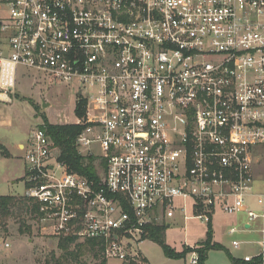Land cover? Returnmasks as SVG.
Wrapping results in <instances>:
<instances>
[{"label":"built area","instance_id":"obj_1","mask_svg":"<svg viewBox=\"0 0 264 264\" xmlns=\"http://www.w3.org/2000/svg\"><path fill=\"white\" fill-rule=\"evenodd\" d=\"M0 96L19 68L76 89V146L96 178L71 171L35 128L24 146L30 186L57 237L97 242L137 261L150 224L212 226L236 259L264 264V0H6ZM254 200V207L248 202ZM0 244H10L0 238ZM185 246L195 248L185 243ZM250 246L253 247L250 248ZM199 255L191 253L190 264Z\"/></svg>","mask_w":264,"mask_h":264},{"label":"rangeland","instance_id":"obj_2","mask_svg":"<svg viewBox=\"0 0 264 264\" xmlns=\"http://www.w3.org/2000/svg\"><path fill=\"white\" fill-rule=\"evenodd\" d=\"M5 1L0 0V6ZM2 8L3 10L0 9V18L5 15V7ZM10 95L13 100L12 104L0 103V108L4 113L3 117L10 120L8 124L0 125V135L4 138L5 144L12 154L11 158H0V194L22 196L26 195V186L28 188L30 186L29 171L24 177L25 183L20 180L16 181V184H12V181L16 179L14 176H20L24 163L25 153L18 149V143H26L33 128L42 127L43 120L40 115H46L49 122L53 124L75 123L78 118L76 114L77 92L76 89L66 84L45 79L34 70L19 68L16 86ZM31 102L38 106V111ZM54 152L57 156V151ZM258 158L260 161L257 165V173L264 174V149L260 150ZM263 190V178L258 177L255 191L261 193ZM248 204L251 207L255 206L253 199ZM244 221L245 216L243 215L229 216L221 212L217 213L213 223V242H220L225 246V250H211L206 264H233L227 251L237 257H243L246 252L251 251L246 246H243L241 250H236L232 247L231 241L233 239H254L255 235L238 234L230 237L226 234L228 225H241ZM169 222L172 224L165 229V239L177 252L184 249L185 243L193 245L197 249L207 238L208 226L201 221H182L175 218ZM53 224L54 221L51 219H37L31 215L30 211L15 208L5 225H0V238L10 244L9 247L0 244V264H102L104 259L106 264H146L144 259H147L150 264H190L193 252H189L180 259L168 258L159 244L144 239L135 245L139 252L137 261L108 259L103 251L96 253L78 251L77 255H72L70 253L74 251L75 244L71 245L69 252L62 250L59 247L61 237H57L52 232ZM78 242L84 241L76 240L75 243ZM250 248L253 249L252 246Z\"/></svg>","mask_w":264,"mask_h":264},{"label":"trees","instance_id":"obj_3","mask_svg":"<svg viewBox=\"0 0 264 264\" xmlns=\"http://www.w3.org/2000/svg\"><path fill=\"white\" fill-rule=\"evenodd\" d=\"M85 100L79 97L76 103V114L81 117L85 113L83 104ZM31 104L38 111V106L31 102ZM40 117L43 120L42 129L50 136L53 146L57 151L59 161L65 163L71 171L79 172L84 175H88L91 178H96V170L94 166V157L82 156L76 146V140L83 129V126L76 123H63V124H53L50 123L47 116L43 115ZM0 152L4 155L7 154V149L0 143ZM15 208H23L30 211L31 215L35 216L37 219L44 218L45 214L41 211V203L32 197L27 195H2L0 194V225L4 226L6 220H8ZM166 224H150L147 226L149 233L144 235V239H149L157 244H159L165 255L168 258L180 259L184 258L189 252L197 251L199 255L198 264H206L209 257V252L211 250H225V246L220 242H213L214 232L212 226L210 225L207 232V238L202 242L197 249L185 246L181 252H177L172 248L165 239V229ZM76 239L74 237L61 238L59 247L69 252L71 245L75 244V249L70 254L77 255L76 252L90 251L97 252L102 251V249L97 247L98 243L93 241H84L75 243ZM227 251V250H226ZM228 256L233 264H251L247 262H242L236 259L229 251H227ZM144 263H148L147 259L143 260ZM102 264H106V260L102 261ZM135 264V263H132ZM149 264V263H148Z\"/></svg>","mask_w":264,"mask_h":264},{"label":"crops","instance_id":"obj_4","mask_svg":"<svg viewBox=\"0 0 264 264\" xmlns=\"http://www.w3.org/2000/svg\"><path fill=\"white\" fill-rule=\"evenodd\" d=\"M16 79H17V75H16V77H15ZM12 92V91H11ZM11 92H9L8 94H3V95H1L0 96V103H3L4 105H6V104H12L13 103V100H12V97H11V95H10V93ZM3 109L2 108H0V125H2V124H8L9 123V119L8 118H6V117H3ZM36 128V127H35ZM35 128H33V130L35 129ZM32 130V131H33ZM31 131V132H32ZM31 132H30V134H31ZM1 136V135H0ZM30 136V135H29ZM28 139H29V137L27 138V141H26V143H24V142H19L18 143V145H17V147H18V149L20 150V151H22V152H24L25 153V151L23 150V148H24V146L28 143ZM0 143L2 144V145H4V147L7 149V154H2L1 152H0V158L1 157H5L6 159H8V158H11L12 157V154H11V152H10V150H9V148H8V146L5 144V140H4V138L1 136L0 137ZM28 171V169H27V164H26V161H25V155H24V163H23V168H22V172H21V174H20V176H14V177H16V179L15 180H13L12 181V184H16V181H22V182H24L25 183V180H24V177L26 176V172ZM26 185V184H25ZM28 190V187L26 186V191ZM2 195H8V194H2ZM12 195H17V194H12ZM144 257V256H143ZM144 258H146V257H144ZM149 263V262H148ZM150 264V263H149Z\"/></svg>","mask_w":264,"mask_h":264}]
</instances>
